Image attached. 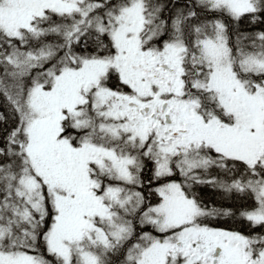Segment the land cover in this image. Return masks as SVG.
Masks as SVG:
<instances>
[{
  "label": "snow or ice",
  "instance_id": "6c2138e0",
  "mask_svg": "<svg viewBox=\"0 0 264 264\" xmlns=\"http://www.w3.org/2000/svg\"><path fill=\"white\" fill-rule=\"evenodd\" d=\"M0 264H264V0H0Z\"/></svg>",
  "mask_w": 264,
  "mask_h": 264
}]
</instances>
